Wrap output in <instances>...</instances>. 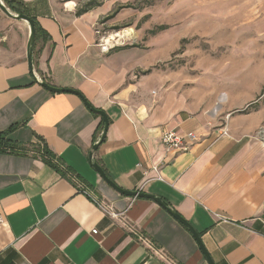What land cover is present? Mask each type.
I'll list each match as a JSON object with an SVG mask.
<instances>
[{
  "label": "crops",
  "instance_id": "crops-1",
  "mask_svg": "<svg viewBox=\"0 0 264 264\" xmlns=\"http://www.w3.org/2000/svg\"><path fill=\"white\" fill-rule=\"evenodd\" d=\"M3 1L25 8L41 37L31 71L30 25L0 9V134L18 144L0 149V264H209L165 207L121 194L91 161L121 188L163 198L215 264H264V109L224 124L183 96L131 81L128 51L104 52L98 42L118 0L81 14L74 0ZM38 80L78 90L106 113L92 160L102 116ZM164 130L197 137L188 150H167ZM45 145L61 171L43 159ZM82 188L121 215L105 213Z\"/></svg>",
  "mask_w": 264,
  "mask_h": 264
},
{
  "label": "rangeland",
  "instance_id": "rangeland-1",
  "mask_svg": "<svg viewBox=\"0 0 264 264\" xmlns=\"http://www.w3.org/2000/svg\"><path fill=\"white\" fill-rule=\"evenodd\" d=\"M114 10L98 42L111 35L128 51L131 81L183 96L224 124L264 109V0H118Z\"/></svg>",
  "mask_w": 264,
  "mask_h": 264
},
{
  "label": "water",
  "instance_id": "water-1",
  "mask_svg": "<svg viewBox=\"0 0 264 264\" xmlns=\"http://www.w3.org/2000/svg\"><path fill=\"white\" fill-rule=\"evenodd\" d=\"M0 9L6 13L8 16H12V17H16L18 19H24L26 20L29 25H30V37H29V42H28V47H27V58H28V64H29V68L31 71L33 70L34 67V62H33V52H34V47H35V41H36V31H35V23H34V19L29 16L28 14H23V13H17L13 10H10L11 8H9L7 6V4H5V2L3 0H0ZM39 83H41L43 86H45L46 88H48L49 90H53L56 92H72L75 94H78L79 96H81L82 100L85 102V104L90 108L91 111L98 113L102 116V119L104 121V129L101 135V138L98 142H96L91 150H90V159L92 160L93 158V153L96 151V149L99 146V142L105 138L108 127H109V119L106 115V113L103 110L97 109L95 108L86 98L85 96L78 90L72 89V88H65V87H56L53 86L47 82H45L44 80H38ZM92 165L94 166V168L99 172V174L102 176V178L109 183L115 190H117L118 192H120L121 194H125V195H129V196H140V197H148V198H152L154 200H156L159 204H161L163 207H165L175 218H177L180 222H182L193 234V236L195 237V239L197 240L200 249L202 250V252L204 253V255L206 256L209 264H215L213 258L211 257V255L209 254V252L207 251L200 234L196 231V229L191 225V223L185 219L182 215H180L177 211L173 210L168 203L161 197L156 196L154 194H150V193H145V192H141L139 190H125L123 188H121L120 186H118L116 184V182L111 179L107 173L105 172V170L101 167V165H99L97 162L95 161H91Z\"/></svg>",
  "mask_w": 264,
  "mask_h": 264
},
{
  "label": "built area",
  "instance_id": "built-area-1",
  "mask_svg": "<svg viewBox=\"0 0 264 264\" xmlns=\"http://www.w3.org/2000/svg\"><path fill=\"white\" fill-rule=\"evenodd\" d=\"M125 34L127 38H131L133 36L132 30H125ZM124 34V35H125ZM109 36H103L100 39L99 46L102 51L109 52L111 49L116 47L118 43L115 39H109ZM229 130L227 126L223 128L222 134H228ZM196 134L194 132H188L186 134H180L175 130H164L161 135V143L167 150L174 151H185L188 150L193 141L196 140ZM81 192L84 193L87 197H89L95 204H97L105 213L110 216L116 218L121 215V212H117L111 205L107 204L102 198L95 195L91 190L87 188H82ZM93 233H97V229L92 231Z\"/></svg>",
  "mask_w": 264,
  "mask_h": 264
},
{
  "label": "trees",
  "instance_id": "trees-1",
  "mask_svg": "<svg viewBox=\"0 0 264 264\" xmlns=\"http://www.w3.org/2000/svg\"><path fill=\"white\" fill-rule=\"evenodd\" d=\"M103 1L104 0H89L84 7L80 8L77 11V13L81 14L85 11L93 9V8L101 5ZM6 4L9 8H11V10H13L17 13L27 14V11L25 10V8H23L21 6H15L11 3H6ZM113 15L114 14L109 15L108 17H111ZM33 19H34L35 31H36V43H35L34 51H35V53H37L38 50H36V46H37V43L39 42V39L41 37V35H40L41 27H40L39 23L37 22V20L35 18H33ZM165 27L166 26H164V25H160L155 30H153L152 32L155 33L159 30L164 29ZM97 115H99V114H97ZM103 127H104V122L101 123L99 129H101ZM17 147H18V144L13 143L6 138V133L0 134V149H6V148L15 149ZM42 150H43V159L45 160V162L48 163L49 165L55 167L57 170L61 171L62 169L60 167L61 166L60 163H55L53 160L55 157L53 152L49 148H47L46 145L44 146V148Z\"/></svg>",
  "mask_w": 264,
  "mask_h": 264
}]
</instances>
